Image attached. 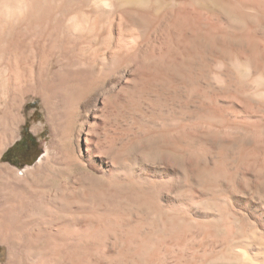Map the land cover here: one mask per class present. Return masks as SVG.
<instances>
[{
    "label": "bare ground",
    "instance_id": "6f19581e",
    "mask_svg": "<svg viewBox=\"0 0 264 264\" xmlns=\"http://www.w3.org/2000/svg\"><path fill=\"white\" fill-rule=\"evenodd\" d=\"M35 99L69 172L0 166L18 264H264V0H0V156Z\"/></svg>",
    "mask_w": 264,
    "mask_h": 264
},
{
    "label": "rangeland",
    "instance_id": "374dc122",
    "mask_svg": "<svg viewBox=\"0 0 264 264\" xmlns=\"http://www.w3.org/2000/svg\"><path fill=\"white\" fill-rule=\"evenodd\" d=\"M35 100L32 101L34 105L26 110V118H25L26 121L24 120V122L21 124L18 137L4 149V152L0 156V166L7 165L15 171H22L24 169H28V172H33L36 168H39L37 167V165L39 166L40 159L44 157L43 155H45V151L49 147V149L51 148L50 151L52 153L51 154L52 161L48 163L49 165L47 164L46 166H43L42 169L40 168L41 170H43L41 171V175L42 176L45 175L43 177L42 176L40 177L41 183L43 184L44 188L47 189V185H49L52 182V180L54 179L58 180L60 176H61L60 178L61 180L63 177H65L64 175L69 172L68 171L69 169L66 165V162L68 161L66 159H68L67 157L69 155V147H70L69 142L67 141V134L69 133V127L67 126L68 124H66L67 122L65 118L63 119L59 118L61 122L58 123V119L55 118L56 119L55 120L50 115L48 109H46L42 101L40 99H37L36 101ZM63 121H65V124ZM25 149L27 150L25 151ZM7 152H9L7 157L9 161L8 160L4 161L3 156ZM10 160H12L13 163ZM46 167L47 168L49 167L51 168V170L54 171L52 174L53 177L50 176L49 173H47L48 169ZM54 175H58V177ZM42 178L44 182L42 181ZM14 182L15 180L11 179V171L9 173V171L6 169L0 170V186L7 187L9 184H12ZM15 186H16V191L14 190L15 192L13 193L11 192L12 196L10 195L9 191L5 192L6 196L9 198V201L11 202V205H8L9 212L7 216L4 218L0 217V233H1L0 234V264H18V262L20 263L22 260V255L25 254L24 252H26L30 248V246L41 245L44 242L46 243L45 240H47L42 234H39V231H37L39 230L40 227L43 226L44 218H41L39 215H37L35 211V207H33L32 203L27 204L26 202V204L24 205V203L20 201L21 200L20 192L31 193L33 191L32 190L33 188H31V183L25 181H22L20 183V181H17ZM25 188L27 190H25ZM32 226H34L36 229L34 230ZM10 227H12V229ZM18 227H26L27 235L26 233L23 235V237L17 235V233L14 232L16 230H14L13 228H18ZM7 231H10V233H8ZM34 232L35 233L37 232L36 234L39 237L36 236L37 237L36 238ZM4 235H5L4 239H1L3 238ZM30 236H34V237H30ZM34 238L36 240H34ZM14 239H16L18 243ZM4 240L9 242L11 245L16 243V245L19 244L20 246H17V248L10 249L9 253H7V249L6 248L3 249L4 248L2 247L3 244H1L3 243L2 241ZM38 240L39 242L40 241L41 242L39 243ZM5 253L6 256H4ZM15 259H18V261L17 260L15 261ZM64 259H65V254L58 257V260L61 262L64 261Z\"/></svg>",
    "mask_w": 264,
    "mask_h": 264
},
{
    "label": "trees",
    "instance_id": "16d2710c",
    "mask_svg": "<svg viewBox=\"0 0 264 264\" xmlns=\"http://www.w3.org/2000/svg\"><path fill=\"white\" fill-rule=\"evenodd\" d=\"M27 149H25V151H26ZM8 153L9 152H7V153H5V155L3 156V160L5 161V160H8ZM9 161V160H8ZM12 163H13V161L12 160H10Z\"/></svg>",
    "mask_w": 264,
    "mask_h": 264
}]
</instances>
